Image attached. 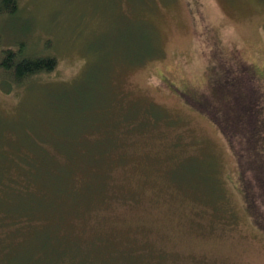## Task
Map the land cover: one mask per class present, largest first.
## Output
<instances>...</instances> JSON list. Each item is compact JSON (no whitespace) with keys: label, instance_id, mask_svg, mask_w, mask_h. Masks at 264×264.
<instances>
[{"label":"rangeland","instance_id":"374dc122","mask_svg":"<svg viewBox=\"0 0 264 264\" xmlns=\"http://www.w3.org/2000/svg\"><path fill=\"white\" fill-rule=\"evenodd\" d=\"M17 2L0 62L14 49L57 67L22 83L0 69V264H33L15 244L34 220L18 234L6 216L19 190L84 239H65V264H264L234 153L196 102L219 51L264 77V0ZM93 242L97 262L75 256Z\"/></svg>","mask_w":264,"mask_h":264},{"label":"trees","instance_id":"16d2710c","mask_svg":"<svg viewBox=\"0 0 264 264\" xmlns=\"http://www.w3.org/2000/svg\"><path fill=\"white\" fill-rule=\"evenodd\" d=\"M17 11V0H0V15L15 14ZM23 53L22 50L7 49L1 55L0 69L10 75L14 83L51 73L57 67V58L54 56H25ZM215 60L206 78L207 91L196 102L228 140L240 171L246 207L253 223L264 229V85L261 84L264 77L262 74L259 79L256 69L248 62L225 60L220 51ZM35 190L38 189L35 187ZM16 197L17 200L6 207V216H11V213L15 215L11 223L16 233H22L30 220L35 222L29 231V238L32 232L31 240L14 243L17 249L32 253L28 259L33 264H44L48 260L57 259L61 254L58 262L65 264L63 257L73 254L72 246L65 239L71 234L77 242L83 243L84 239L74 235L66 219L63 220L62 230L55 226L58 214L53 202H50L48 209L44 208L43 198L35 196V199L28 202L23 190H19ZM41 222L46 234L43 226H38ZM93 244L96 250L91 254L86 249H80L74 251L75 256H80L81 261L86 263L97 262L94 257L103 255L104 245L101 242ZM3 253L6 251H0V255Z\"/></svg>","mask_w":264,"mask_h":264}]
</instances>
